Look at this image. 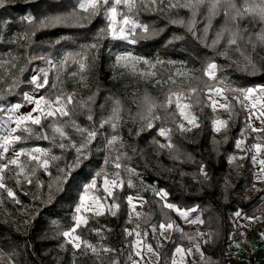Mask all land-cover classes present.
I'll return each instance as SVG.
<instances>
[{
  "label": "trees",
  "instance_id": "obj_1",
  "mask_svg": "<svg viewBox=\"0 0 264 264\" xmlns=\"http://www.w3.org/2000/svg\"><path fill=\"white\" fill-rule=\"evenodd\" d=\"M182 2L176 0V7L169 4L166 8L160 3L151 7L140 4L134 10L136 18L157 34L144 39L138 30V42L132 44L110 37L98 40L99 30L106 27L103 16L85 18L82 27L71 23L39 27L40 21L45 18L73 11L77 0H4L0 6V64L4 65L0 69V96L3 97L0 105L24 102L23 93L32 92L34 88L30 84L32 71L46 63L40 57L62 60L69 54H84L87 46L95 43L97 49L86 52V68L83 71L79 63H73L72 56H69L66 66L59 70L58 82L57 72L49 68L46 70L49 84L38 94L54 98L61 91L75 93L78 102L94 97V102L88 107L92 110L99 135L90 146L89 158L75 168L66 181L62 177L67 174L59 170L72 164L76 153L73 149L59 148L60 142L67 144L69 141H61L59 137L55 141L51 139L49 125L52 118L42 120L43 129L50 139L37 140L33 137L26 144L15 146L16 149L21 146L51 149V155L60 159L51 162L47 171L38 168L32 183L22 177L19 178L21 182L17 183L18 169L15 166H10L3 173V182L6 188L13 190L15 199L8 196L6 189H0V252L3 253L0 264H113L114 261L128 264L131 251L129 229L139 232V238L159 254L153 264H172L177 246L184 249L194 247L184 234L195 236L197 232L205 234L196 238L201 255L197 264H225L227 245L234 238V216L237 212L245 217L259 214V219L244 233L249 235L251 230H255L264 237V177L254 179L250 161L255 139L264 145V130L250 131L246 125L245 108L233 99L237 92L226 90L224 93L227 103L231 105V114L219 107L213 111L203 84L200 85L201 91L189 96L190 88L196 87L197 83L181 75L188 73L207 82L202 69L207 62L214 61L219 65L217 77L232 89L264 86V47L257 46L253 50L245 35L241 46L246 47L257 71L251 74L250 71H243L242 67L247 61L235 48L228 50L226 58L221 55L226 48L225 42L216 48L206 46L211 45L224 24L223 12L212 20L211 28L205 34L208 11L207 5H201L196 16V35H193L186 27L172 22L180 19L187 21L192 15L188 8L181 6ZM80 15L85 14L81 12ZM25 17H32L35 25H29ZM240 28L256 33L264 28V23L245 19L240 22ZM26 32L29 39H19ZM126 49L142 58L133 69L114 63V53ZM75 58L78 60L80 57ZM145 60L149 63L145 64ZM22 68L25 69L23 74L20 72ZM73 73L77 75L73 76ZM14 78H19L22 83L10 93L9 85ZM39 79L43 82V76ZM52 83H56L55 89L51 87ZM169 92L186 94L182 99L190 106L199 127L190 125L191 131H179L180 115L171 105L168 111H158L160 119L154 122L152 129L145 128L146 121H141L137 115L140 111L138 103L145 94L153 97L156 103H165ZM115 100L120 101L122 108V123L115 134L126 145L120 152L130 158L122 163L135 169L136 174L121 172L124 184L114 190L116 203L119 204V209H114L115 215L108 208L101 215L86 212L87 223L76 227L75 234L97 248L94 254L84 244L78 249L74 248L66 242L62 233L75 223L74 209L83 185L90 182L102 168L109 174L114 170L112 163L105 165L108 155L105 137L114 133L108 126L100 128V122L111 114ZM76 113L75 119L81 126H91L93 122L87 120L88 111L82 110L79 103L76 104ZM217 118L228 121L227 128L221 132L212 128L213 120ZM58 123L68 124L67 131L72 139H79L72 132L68 118L61 117ZM33 127L37 132L41 130V126ZM160 127L173 129V149H159L153 143H167L158 134ZM142 128L145 130L141 131ZM238 139L243 141L240 149L235 147ZM233 154L240 155L229 160L228 156ZM5 155L6 159L0 162L6 163L7 159L12 158L11 152ZM21 159L27 160V157ZM32 166L36 167L35 164ZM201 166L206 175L201 173ZM57 177H61L59 191L55 185ZM129 178L133 185L131 187L128 185ZM102 179L103 176L97 178L94 194L100 197L99 201L110 206L113 198L107 197L103 191ZM50 184L51 191L48 187ZM160 190L167 193L163 199L156 195ZM128 195L142 197L143 201L134 208L130 207L126 201ZM165 200L181 209L198 207L197 215L204 223L181 221L175 211L162 209ZM136 213L141 215L137 216ZM161 222H174L180 230H168L165 239L159 235L158 225ZM153 226H156V232H153ZM104 249L112 251L104 252ZM247 261L248 264H255L252 252H249ZM179 264L193 262L189 255H185Z\"/></svg>",
  "mask_w": 264,
  "mask_h": 264
},
{
  "label": "snow or ice",
  "instance_id": "obj_2",
  "mask_svg": "<svg viewBox=\"0 0 264 264\" xmlns=\"http://www.w3.org/2000/svg\"><path fill=\"white\" fill-rule=\"evenodd\" d=\"M4 0H0V6H2ZM144 4L145 7H151L157 3V0H77V6L74 7L73 11L69 12L66 15H58L54 17H48L44 20H41L39 27H51L60 24H69L73 26H84L82 21L88 17H98L103 16L106 20V27L99 30L97 34V39H103L105 37H110L113 40H122L129 43L135 44L138 42L136 38V33L139 30L142 38L149 39L155 36L157 33L155 30H150L148 25L142 24L138 21L135 15L136 9L140 4ZM201 5H207L208 11V24L204 28V33L207 34L211 28L212 20L223 12L225 21L221 29L216 33L215 39L212 40L211 45H206L212 48H216L221 42H225L226 48L221 55H224L227 58L228 50L235 48L237 52L240 53L247 63L242 67L243 71L255 73L257 71L256 65L252 60L251 55L247 52L246 47H242L241 43L245 40V35L247 34V43L252 44L253 50L257 46L264 47V28L259 32L249 33L248 29H241L240 22L245 19H250L252 22H261L264 23V0H183L181 6L188 8L192 15L185 21L183 19L174 20L173 23H178L181 26L186 27L188 32L196 35V16L197 11ZM121 6H123L121 8ZM176 4L170 5V7H176ZM123 9H127L124 11ZM83 12L85 15L81 16L80 13ZM29 25H35V20L32 17H25ZM34 34V33H33ZM199 39L200 37L197 36ZM19 39L28 40L29 33H24ZM179 39V37H177ZM207 39L205 35V40ZM97 49V44H91L87 46L84 54L77 53L75 56H72L73 63H79L80 70L83 71L86 68L85 60L87 59V51ZM69 56H65L58 63L45 58L40 57L42 60H46L49 65V69L57 72L56 80L59 81V70L64 68L67 64ZM79 56L77 60L75 57ZM141 58L133 56L130 52L124 54L116 55V63H123L125 67L131 65L135 66ZM145 64H148V61H144ZM159 63V61H158ZM171 63V62H170ZM239 66V65H238ZM4 67L3 64H0V69ZM14 67V65H13ZM154 67V65H153ZM25 69H21L20 72L23 74ZM219 71V65L213 62H207L206 66L202 69L203 76L207 77V82L203 81L201 77L191 76L188 73H181V75L186 76L190 81H196L197 86L191 87L190 92L187 95H192L201 91L200 85L203 84V88L206 89L209 100H211V106L213 111L217 107L223 108L225 111H228L231 114V105L227 103V97L224 96L225 91H234L238 95L233 99L241 103L242 107L247 106L248 111L253 113L257 108L259 115L257 118H264V86L257 87H248V88H238L232 89L229 85L225 84L224 81H220L217 77V72ZM43 74V82H40L38 78L40 74ZM77 73H73V76ZM151 75H155L152 73ZM171 79V78H170ZM174 82V81H173ZM22 81L19 78H14L9 85L8 91L11 93L15 88H18ZM30 84L34 86L33 91L24 92L23 100L25 104L31 107V110L26 114L20 113V109L24 106L21 103L11 104L9 106L0 105V113H6V119L3 116H0V161L6 159L7 153L10 151L14 152V156L11 159H7V162H0V189H6L9 197L15 199V193L11 188H6L5 183L3 182V173L9 169L10 166H15L18 171L16 172L17 183H20L19 178L27 180L28 183L33 182V177L35 176L37 169L42 168L45 171L48 170L51 162L59 160L60 157L51 155V149L41 148V147H27L21 146L19 150H16L15 146L17 144H26V142L35 138L37 140H48L50 139L49 134L46 130L43 129L42 120H48L52 118V123L49 125V128L52 132L51 139L56 140L57 137L61 141H69L67 144L60 142L58 144L59 148L62 150L73 149L76 153V158L72 164L67 165L66 168L60 169V173L67 175L62 178L66 181L67 178L71 175V172L78 168L84 160L89 158L90 146L93 141L97 139L99 131L96 128L94 122V116L92 110L88 105L94 102V97H89L87 100L76 101L75 93L66 94L63 91L55 95L54 98L46 97L44 95H39L38 98L36 93H39L41 89H44L46 85L49 84L48 72L45 69H40L36 75H32L30 79ZM220 84V87L216 85ZM51 87L56 88V83H52ZM186 94L183 92L173 93L169 92L166 95L165 103H156L154 98L148 94H145L143 99L138 103V112L139 119L141 121H146L145 128L152 129L154 127V122L160 119L158 111L163 109L165 111L169 110V106L175 104L176 109L179 111V115L186 120L189 125L192 127H199L197 123L196 116L190 111V106L187 104H182L181 99ZM213 96H222L224 97L226 103L218 104ZM0 99H3L0 96ZM245 102H251L250 106L246 105ZM79 103L82 110L88 111L87 120L93 122L90 127L81 126L75 119L76 113V104ZM122 108L119 100H115L111 110V114L103 118L100 122V128L105 126L110 127L113 130V133L110 137H105L106 140V149L108 150V155L105 157V165L112 163L114 170L109 174L106 169L102 168L98 171L92 178V180L83 185V193L79 197V203L76 205L73 220L75 221V226L67 231L62 233V236L66 238L67 243H71L74 248H80L82 244L86 247L91 248L94 254L97 253V248L93 245H88L87 242L82 241L81 237L75 234L76 227H79L81 224H86L87 220L82 214L83 212L95 211L96 215L103 214L99 211L101 204L98 203L100 197L94 194V190L97 187V178L103 176V190L106 193L107 197L113 198V203L108 207V211L115 215L116 212L114 209H119V204L115 200V189L120 188L124 184V180L121 178V172H127L129 174H136L135 169L129 167L127 164L122 163V161L129 160L130 158L126 153H121L120 149L126 147L122 139L116 135V131L119 128L120 123H122L121 117ZM61 117H66L70 120V126L72 132L78 136V140L72 139V135L67 131L69 128L68 124L58 123V119ZM264 123V120H262ZM14 125V126H12ZM228 121L222 119L213 120L214 131L221 132L226 129ZM33 126H41V130L37 132ZM251 126V125H250ZM142 128L141 131L145 130ZM178 130L183 132L191 131V127H186L183 122L177 126ZM253 131H262L264 129H255ZM172 128L169 127H160L158 134L161 137H164L167 143L160 144L158 141H153L154 144L158 145L159 149H173L175 146L172 143ZM139 135V133H137ZM243 144L242 140L236 142V147L240 148ZM118 146V147H117ZM253 148L257 152L264 151V145L255 144ZM22 157H27V160H22ZM175 158V157H174ZM235 159V158H230ZM256 156L252 157L253 162H256ZM35 164L36 167L32 165ZM260 172L264 175V159L259 160ZM203 175H206L204 172L203 166L200 169ZM111 175V179H109ZM61 177H57L55 181L56 190H60ZM128 185L131 187L132 182L129 178ZM49 190H52V185H48ZM155 191V189H153ZM92 193L91 200L86 204L85 203V194ZM156 195L160 196L162 199L167 196V193L163 190L156 192ZM51 200L52 197L50 196ZM137 199H141L137 197ZM19 203V201H16ZM127 202L130 207L134 208L133 197L128 196ZM162 209H169L175 211L181 218L187 223L191 224H203L204 221L199 215H195L199 211L198 207H192L188 209H181L175 204L168 203L166 200L162 205ZM137 216L141 215L136 213ZM237 216L240 215L239 212L236 213ZM159 235L163 236L165 231H179L178 226L174 222H161L158 225ZM127 231V230H126ZM153 232H156V226H153ZM99 234V233H98ZM132 235L131 232L128 233ZM137 237H140V233L136 232ZM145 235H147L145 233ZM184 235L193 242L194 249L196 252L200 251V244L196 242L197 237H203L205 234L197 232L195 236L192 234L185 233ZM167 239V237H165ZM138 244L143 246L141 240H137ZM104 252L112 251L111 249H104ZM149 253H153L154 250L151 245H148ZM193 253V248L184 249L183 247L177 246L175 248L174 258L172 264H177L175 256H180L181 261L185 255H191ZM157 256L158 253H155ZM137 256L141 255L140 251L136 252ZM3 257V253L0 252V258ZM117 264V262H113ZM135 264V262H134Z\"/></svg>",
  "mask_w": 264,
  "mask_h": 264
},
{
  "label": "rangeland",
  "instance_id": "obj_3",
  "mask_svg": "<svg viewBox=\"0 0 264 264\" xmlns=\"http://www.w3.org/2000/svg\"><path fill=\"white\" fill-rule=\"evenodd\" d=\"M176 0H157V3H160L163 7H167L169 4H174ZM123 6H121L122 8ZM124 11H127V9H123ZM126 52H130L129 50H123V51H118L116 53H114V59L116 60V55L117 54H124ZM131 53V52H130ZM132 54V53H131ZM133 56H136V57H139L137 55H134L132 54ZM141 58V57H139ZM142 59V58H141ZM53 61L55 62H59L61 61V59H54ZM114 63H116V61H114ZM117 64V63H116ZM120 66L124 67V68H129V69H133L135 68L137 65H135L134 67L129 65L127 67L124 66L123 63L119 64ZM49 68V65L48 63L46 62L44 65H42L41 67H37L35 68L32 73H31V76L32 75H36L40 69H45L47 70ZM40 76L42 77L43 74L41 73ZM39 76V77H40ZM38 77V78H39ZM221 85H217V87H220ZM254 87H257V86H254ZM31 93V92H30ZM40 94L36 93V96L38 98ZM205 95L206 97L209 99L208 97V94L205 90ZM213 99H215L217 101L218 104H223V103H226L224 97L222 96H213ZM210 102V106H211V100H209ZM181 103L182 104H187L183 99H181ZM246 105L250 106V103L251 102H245ZM15 104V103H13ZM21 104H23L24 106L20 109V113L22 114H26L28 111L31 110V107L33 106H29L27 104H25V102H22ZM11 105V104H10ZM175 106V104H173ZM5 106H9V105H5ZM212 107V106H211ZM245 110H246V125L249 127L250 131L251 132H256V131H253L252 128L254 127L255 129H262L264 127V123H262V120H264V118H257V116L259 115V111H261L259 108H257L253 113H250L248 111V107L245 106L244 107ZM179 112V111H178ZM0 116H3V118L6 119L7 117V114L6 113H0ZM183 122L185 124L186 127L190 126L188 124V122L186 120H183V118L180 116V123ZM251 125V126H250ZM14 126V125H12ZM212 128L214 129L213 127V123H212ZM257 138V137H255ZM238 140H242V139H238ZM236 140V142L238 141ZM236 142H235V147H236ZM255 144H261L258 139H255L254 143L252 144V153H251V156H250V161H251V164H252V171H253V177L255 180H261L264 175L261 174L260 172V164H259V160L261 159H264V151H261V152H257L255 150V148H253V145ZM242 147V145H241ZM240 147V148H241ZM237 148V147H236ZM240 148H237V149H240ZM16 150H19V149H16ZM11 152V156L13 158L14 156V152L10 151ZM240 154H233V155H230L228 156V159L229 160H232L230 158H236L238 157ZM253 156H256V162L254 163L253 160H252V157ZM101 187L103 189V179L101 181ZM104 191V190H103ZM83 193V189H82V192L80 193V195ZM106 194V193H105ZM79 195V197H80ZM92 193H87L85 194V203L87 204L91 198H92ZM126 201H127V198H126ZM79 203V198H78V202L77 204ZM98 203L101 204V207L99 209L100 212H102L104 209H107L109 207V205L107 203H102L101 201H98ZM76 204V205H77ZM75 205V207H76ZM75 210V209H74ZM88 212H92V213H95V211H88ZM85 213L86 212H83L82 214L85 216ZM197 215V213L194 214V216ZM179 219L181 221H184L185 220L183 218H181L179 215H178ZM259 214H257L256 216L254 217H245V216H242L241 214L239 216H237L235 214L234 216V220H235V227H234V237H237L238 234H241V233H244L246 229H249L252 227V224L253 222L256 220V219H259ZM75 226V223L73 224V226L71 228H73ZM70 228V229H71ZM128 232H131L132 235H131V251H130V254H129V260H128V264H146V263H152L154 261V257L156 256V254L153 252V253H149L148 251V245L143 242L139 237H137L136 235V230L134 229H129ZM168 231H165L164 232V235L163 237H165L167 235ZM245 235V233H244ZM246 236V235H245ZM141 240L143 242V246H141V244H138L137 243V240ZM72 245V244H71ZM137 251H140L141 252V255L140 256H137L136 255V252ZM226 254V252H225ZM174 258V257H173ZM175 259L177 260V264L181 263V258L180 256H175ZM245 264H247V262L245 261ZM259 264H261V261L259 262Z\"/></svg>",
  "mask_w": 264,
  "mask_h": 264
},
{
  "label": "crops",
  "instance_id": "obj_4",
  "mask_svg": "<svg viewBox=\"0 0 264 264\" xmlns=\"http://www.w3.org/2000/svg\"><path fill=\"white\" fill-rule=\"evenodd\" d=\"M132 197L134 206L140 205L143 201L142 197H140L142 200L137 199L138 196ZM190 248H193V253L189 256L193 264H197L201 255L199 252L195 251L194 247ZM249 252H252L255 264H259L260 261L261 264H264V237L255 230H251L249 235L245 236L244 233H241L232 239L231 243L228 244L226 248L227 261L225 264H245V261L248 264L247 256ZM156 258L157 255L154 257L152 264L156 261Z\"/></svg>",
  "mask_w": 264,
  "mask_h": 264
}]
</instances>
